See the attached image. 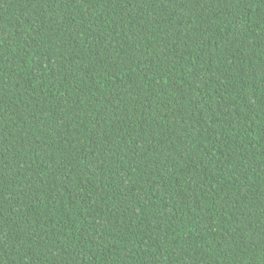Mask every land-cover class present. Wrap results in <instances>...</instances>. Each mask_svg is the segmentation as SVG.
Masks as SVG:
<instances>
[{"label": "trees", "instance_id": "obj_1", "mask_svg": "<svg viewBox=\"0 0 264 264\" xmlns=\"http://www.w3.org/2000/svg\"><path fill=\"white\" fill-rule=\"evenodd\" d=\"M0 264H264V0H0Z\"/></svg>", "mask_w": 264, "mask_h": 264}]
</instances>
